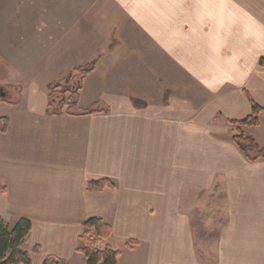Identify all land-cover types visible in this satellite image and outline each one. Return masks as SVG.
I'll return each instance as SVG.
<instances>
[{
	"label": "crops",
	"instance_id": "crops-1",
	"mask_svg": "<svg viewBox=\"0 0 264 264\" xmlns=\"http://www.w3.org/2000/svg\"><path fill=\"white\" fill-rule=\"evenodd\" d=\"M261 57L264 0H0V101L22 91L0 103V217L31 222V264H86L92 217L118 264H264V161L228 124L264 108ZM91 63L78 105L109 112L46 115L49 86ZM243 131L264 148V112ZM102 178L114 188L85 189Z\"/></svg>",
	"mask_w": 264,
	"mask_h": 264
},
{
	"label": "trees",
	"instance_id": "trees-1",
	"mask_svg": "<svg viewBox=\"0 0 264 264\" xmlns=\"http://www.w3.org/2000/svg\"><path fill=\"white\" fill-rule=\"evenodd\" d=\"M259 65L264 66V57L259 59ZM94 69L93 63L84 67L75 68L58 83L49 86V94L45 113L48 116H91L96 114H107L108 108L103 103H95L90 108L82 110L78 105V94L81 89L82 79ZM75 73L76 75H73ZM139 104V101H134ZM264 108L252 103L251 113L240 121H228L232 128L229 141L236 147L242 157L250 163L264 161V148L244 133L243 129L257 127L259 115ZM8 121L5 117L0 118V133H6ZM114 184L109 179H99L86 184V190L100 192L105 189H113ZM6 193V188L0 185V195ZM32 224L28 219H17L13 224L4 221L0 217V264H31L29 254L24 251L23 245L30 234ZM82 234L78 238L79 247L76 252L81 254L86 264H118L120 253L105 246L99 249L97 244L107 240L111 236V227L102 219L92 217L86 219L82 224ZM131 248V242L126 244ZM41 264H68L65 260L46 257Z\"/></svg>",
	"mask_w": 264,
	"mask_h": 264
},
{
	"label": "rangeland",
	"instance_id": "rangeland-1",
	"mask_svg": "<svg viewBox=\"0 0 264 264\" xmlns=\"http://www.w3.org/2000/svg\"><path fill=\"white\" fill-rule=\"evenodd\" d=\"M5 76H6V72L3 71V69L0 67V77L1 78L2 77L5 78ZM22 85H26V83L25 84H22ZM2 88L4 89V92L3 93L5 94L4 101H2V102L0 101L2 107H6V106H8V104H11V103H14L15 101H18L20 99L21 95H22V91H21L19 85H17V86L4 85V87H2ZM37 95L38 94L36 93V94H32L31 96H33L32 98H34ZM27 96H28V94H27ZM201 207H203V205ZM201 211L202 212H213L214 210H212V208H207V209H202ZM14 222H12L10 224H13ZM221 223L222 222H219L217 225L216 224H213L212 225V222L211 221L204 222V225L201 226L202 232H204V234H206L208 236H211V234L217 230V228L219 227V225ZM207 238H212V237L204 236V239H206L205 242H207L208 244H211L212 243L211 239H208L207 240ZM111 245H112L113 249L114 248H117V250H120V248L122 247V245H121L120 242H115V241H112ZM97 247L99 249H101L102 248V245L99 244V245H97Z\"/></svg>",
	"mask_w": 264,
	"mask_h": 264
}]
</instances>
